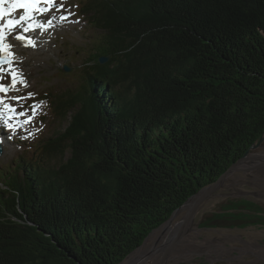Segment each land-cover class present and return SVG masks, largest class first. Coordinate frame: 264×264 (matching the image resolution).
<instances>
[{"label": "trees", "instance_id": "1", "mask_svg": "<svg viewBox=\"0 0 264 264\" xmlns=\"http://www.w3.org/2000/svg\"><path fill=\"white\" fill-rule=\"evenodd\" d=\"M81 4L83 92L46 98L67 124L0 173V264H118L264 136V0Z\"/></svg>", "mask_w": 264, "mask_h": 264}, {"label": "rangeland", "instance_id": "2", "mask_svg": "<svg viewBox=\"0 0 264 264\" xmlns=\"http://www.w3.org/2000/svg\"><path fill=\"white\" fill-rule=\"evenodd\" d=\"M53 3L55 6L50 7L53 10L49 8L48 11L60 12L56 10L60 9V14L56 17H48L42 20L40 23L43 24V28H39L41 30L39 32L45 34L46 37L44 39L45 43H43L44 46H47L46 50L36 57L23 50L21 51L20 59L16 61V68L22 72L21 75L16 74V77L18 79L22 78L21 80H16L18 84L10 94V101L24 109L27 112V118L25 125L21 129L9 132L7 142L3 145L4 153L0 157V170H5L6 167H14L16 159L21 154L27 153L24 150L30 146L31 142L50 136L62 125L65 126L67 124V122H54L47 116V105L42 99L43 96L63 93L72 96L77 95L79 98V95L83 92L86 80L83 78L82 73L85 67V59H88L87 56L90 53L84 52L82 48L78 49L76 45H82V41L91 42L94 39H98L100 31L85 25V22L77 18L75 0H53ZM45 13H39L37 17L44 18ZM61 17H64V19H61ZM49 20L52 22L51 26L47 23ZM33 28L37 29L36 27ZM20 31H23L22 27ZM62 43L64 44L61 45ZM92 43L95 44V42ZM85 47L88 48L89 46L84 44L83 48L87 49ZM22 56L24 57L22 58ZM63 64L74 69L73 73L68 74L70 71H62L60 68ZM10 74L12 73L10 72ZM29 106H33V108H27ZM249 153L251 155L241 162L260 159L261 154L264 156V140L256 148L249 149ZM260 163L264 164V161ZM260 172H264V165L261 166ZM238 174L241 175V179L238 182L229 179L214 188L206 189L207 201H203V197L200 199L197 196H193L191 198L192 202L185 204L182 208H185V210L180 222L183 223L185 233L188 234L194 231L196 239L208 244V249L191 253H176L179 245H182L185 241L177 239L173 245L175 256L167 258L159 264H264L263 174L255 172V178L251 173L243 171H239ZM242 198L254 201L260 209L247 210L243 206H236L235 208L227 207L228 209L226 210V204ZM192 204H195L196 208L199 207L201 209V211L197 210L195 230L191 228L186 216ZM221 212H240L244 215L250 214V216L239 220H231L229 218L232 217L228 215L224 217L216 215ZM167 223L164 222L154 228L147 236L148 238L152 234L151 239H146L147 241L127 255V259L124 258L118 264H135L136 262L139 264L145 254L163 236V228H166ZM213 239L216 240L215 243L211 241ZM218 243L223 244L224 247ZM129 259L130 261H128Z\"/></svg>", "mask_w": 264, "mask_h": 264}, {"label": "bare ground", "instance_id": "3", "mask_svg": "<svg viewBox=\"0 0 264 264\" xmlns=\"http://www.w3.org/2000/svg\"><path fill=\"white\" fill-rule=\"evenodd\" d=\"M41 6L47 7L46 0H41ZM43 12H46L44 18L37 17V14L42 13V12H39L35 15L36 21L42 22V20L47 19L48 17H55L59 14V12H52V11H48V10L43 11ZM33 27H35V25H33ZM36 28L37 29H33L31 31L32 35H33V41H32L33 43L31 45H28L25 43H20L17 39H15V36L17 34H14V36H13L11 33L8 36L6 43L11 45V48L9 49V51H10V54L13 56V60L15 58V64H17L16 61L18 59H20L21 51H23V50L28 51L32 56H35V57L40 56L43 53V51L46 50V46L43 45V43L45 41L44 39L46 38L45 34H42V32H39V31H41V30H39V27H36ZM23 57L24 56H22V58ZM8 68L11 71L15 68L14 71L16 74H19V75L22 74V72L16 68V65L13 66V63H11V65H8ZM0 142L4 143V141L1 138H0ZM17 142H18V140H17ZM262 161H264L263 154L260 155V159H253L252 161H249V162L239 163L233 169L231 168L232 170L230 169L231 170V171L229 170L230 172L228 171L229 173H227L225 175V177L220 181L219 184L224 183L226 180H229V179H233L234 181L238 182L241 179V175L238 174L239 171L251 173L254 176V178H255V172L257 174L261 173V174H263L262 178L264 179V172H260L261 166L264 165L263 163H260ZM256 179H254V180H256ZM251 183H253V182H251ZM206 191H207L206 189L202 190L194 196H197L200 199H202V197H203V201H207L206 194H205ZM191 198H193V197H191ZM191 198L189 199L187 204H190L192 202ZM184 210H185V208L179 209L172 216L171 220L168 221V223L166 224L167 225L166 228L162 227L164 230L163 236L155 243V245L150 249V251H148L145 254L143 259L140 260L139 264H159V263H162L165 259L175 256V251L173 250V245L177 239L185 240V241L183 242L182 245H179L178 251H176V253H181V254H182V252L183 253H191L193 251H201V250H207L208 249V247H207L208 244H206L203 241H198L196 239V236L193 233L194 231L191 233H188V234L185 233V230L183 229V225H182L183 223L180 222V219H181V216H182ZM197 210L201 211V209H199V207L196 208V205L192 204L186 213L187 220L190 223L191 228L193 230H195V226H196L195 218L197 217ZM157 229H159V228H157ZM151 237H152V234L146 239L150 240ZM147 240H145V241H147ZM211 241L213 243H215L216 240L213 239ZM218 244L224 247L223 244H221V243H218ZM128 261H130V259ZM135 264H137V262Z\"/></svg>", "mask_w": 264, "mask_h": 264}, {"label": "snow or ice", "instance_id": "4", "mask_svg": "<svg viewBox=\"0 0 264 264\" xmlns=\"http://www.w3.org/2000/svg\"><path fill=\"white\" fill-rule=\"evenodd\" d=\"M5 0H0V20H3L6 16H11V14L18 8L23 9V15H20L17 19H9L0 23V72H6L9 69L4 68V65H11L12 60L10 59L11 45L6 43L8 36L17 28L22 27L23 32L31 31L33 25L35 27L43 28V24L36 21L35 15L39 12L47 11L49 7L55 6L53 0H46L47 7L41 6V0H9L8 7H4ZM64 19V17H61ZM48 25L51 26L52 22L49 20ZM15 39L24 41L26 44L31 45L33 42L25 37L23 34L18 33ZM13 85L16 83V73L12 70ZM4 77L0 76V80ZM23 82V81H21ZM12 85L5 87L0 84V91H8ZM9 111L13 109L5 105ZM11 127V125H9Z\"/></svg>", "mask_w": 264, "mask_h": 264}, {"label": "water", "instance_id": "5", "mask_svg": "<svg viewBox=\"0 0 264 264\" xmlns=\"http://www.w3.org/2000/svg\"><path fill=\"white\" fill-rule=\"evenodd\" d=\"M107 59V57H100V61L101 62H104L105 60ZM66 70H68V68L65 67ZM264 140V136L260 139V141L258 143H255L254 145L251 146V148H256L257 146L260 145L261 141ZM250 148V149H251ZM250 155L249 153V149L244 153V155L239 158L236 162H234L217 180H215L214 182H212L210 185H207L205 187H202L200 188L194 195H196L197 193H199L200 191H202L203 189H210V188H214L216 187L220 181L225 177V175L228 173V171L233 168V167H236L241 161H243L245 158H247L248 156ZM194 195H192L191 197H193ZM189 197L179 208H177L172 214L171 216L165 221V222H168L169 220H171L172 216L180 209V208H183L185 204H187V202L189 201V199L191 198ZM147 238V237H146ZM145 238V240H146ZM144 240V242H145ZM143 242V243H144Z\"/></svg>", "mask_w": 264, "mask_h": 264}]
</instances>
